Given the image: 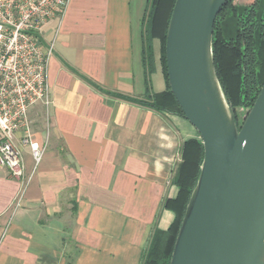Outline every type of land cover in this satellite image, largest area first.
Wrapping results in <instances>:
<instances>
[{
  "label": "crops",
  "instance_id": "0c3cea01",
  "mask_svg": "<svg viewBox=\"0 0 264 264\" xmlns=\"http://www.w3.org/2000/svg\"><path fill=\"white\" fill-rule=\"evenodd\" d=\"M147 0H69L42 26L53 41L50 104L30 111L35 165L23 148L24 179L0 166V264H141L155 224L175 194L183 142L200 140L181 116L155 111L146 88ZM149 94L166 91L160 43L152 41Z\"/></svg>",
  "mask_w": 264,
  "mask_h": 264
},
{
  "label": "water",
  "instance_id": "95a60500",
  "mask_svg": "<svg viewBox=\"0 0 264 264\" xmlns=\"http://www.w3.org/2000/svg\"><path fill=\"white\" fill-rule=\"evenodd\" d=\"M227 1L176 0L168 22V86L203 146L169 264H264V84L238 127L212 51Z\"/></svg>",
  "mask_w": 264,
  "mask_h": 264
},
{
  "label": "trees",
  "instance_id": "16d2710c",
  "mask_svg": "<svg viewBox=\"0 0 264 264\" xmlns=\"http://www.w3.org/2000/svg\"><path fill=\"white\" fill-rule=\"evenodd\" d=\"M175 1L147 0L143 18L142 60L148 97L144 101L127 99L155 111L183 117L168 86L165 66L166 32ZM236 1L228 0L215 18L212 51L216 76L239 127L264 84V0H241L244 4ZM154 39L160 43V63L166 83V91L159 95L149 94V75L154 70ZM241 114L244 115L242 122ZM202 159L201 140L190 139L182 143L180 162L176 165L171 179L175 194L162 203V210L172 214V222L166 230L158 229L155 224L141 264H169Z\"/></svg>",
  "mask_w": 264,
  "mask_h": 264
},
{
  "label": "built area",
  "instance_id": "2783aa9c",
  "mask_svg": "<svg viewBox=\"0 0 264 264\" xmlns=\"http://www.w3.org/2000/svg\"><path fill=\"white\" fill-rule=\"evenodd\" d=\"M69 0H0V166L24 179L23 148L38 164L44 153L32 138L33 107L50 104L47 79L53 41L44 44L42 26L60 18Z\"/></svg>",
  "mask_w": 264,
  "mask_h": 264
},
{
  "label": "rangeland",
  "instance_id": "374dc122",
  "mask_svg": "<svg viewBox=\"0 0 264 264\" xmlns=\"http://www.w3.org/2000/svg\"><path fill=\"white\" fill-rule=\"evenodd\" d=\"M244 1H246V0H244ZM244 1H241V0H237L236 2L238 3V4H244ZM241 121L240 122H242L243 121V118H244V115L243 114H241ZM173 197V196H172ZM172 197H170V198H172Z\"/></svg>",
  "mask_w": 264,
  "mask_h": 264
}]
</instances>
